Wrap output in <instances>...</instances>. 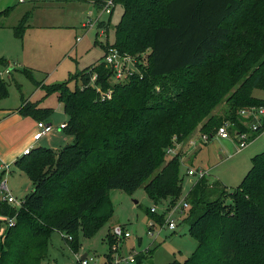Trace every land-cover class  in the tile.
Here are the masks:
<instances>
[{"label":"trees","instance_id":"1","mask_svg":"<svg viewBox=\"0 0 264 264\" xmlns=\"http://www.w3.org/2000/svg\"><path fill=\"white\" fill-rule=\"evenodd\" d=\"M79 1L98 9L105 2ZM113 1L122 14L114 43L106 45L145 57L146 67L138 64L139 74L110 83V69L98 61L66 81L42 85L63 104L62 130L72 141L58 149L33 147L16 161L33 189L18 209L0 199V264H41L55 230L77 251L78 230L93 236L111 217L110 189L143 185L154 202L168 198L169 206L177 204L184 146L194 135L210 139L225 120L246 129L239 112L264 105L252 93L264 90V0ZM29 16L13 27L16 37L22 38ZM7 65L0 57V70ZM93 72L102 90L112 89L109 99L90 85ZM6 94L0 76V99ZM221 103L223 115L213 114ZM18 112L40 121L52 111L22 97ZM184 200L182 221L196 246L184 260L166 264H264V150L251 157L231 191L219 180L201 178ZM149 213L158 224L166 219ZM109 236L111 251L115 237Z\"/></svg>","mask_w":264,"mask_h":264},{"label":"rangeland","instance_id":"2","mask_svg":"<svg viewBox=\"0 0 264 264\" xmlns=\"http://www.w3.org/2000/svg\"><path fill=\"white\" fill-rule=\"evenodd\" d=\"M9 6L12 9L4 13ZM26 12L30 14L28 26L22 38H18L14 36L13 26ZM121 14L120 5H116L111 14H106L91 3L79 0H0V57L9 61L2 69L1 78L7 85V94L0 99V109L15 111L23 97L40 107L49 108L52 112L47 119L54 116L56 121L61 122L65 117L63 104L58 101L56 93L46 95L42 85L66 81L76 72L102 61L104 46L115 41V25ZM88 18L92 21L98 19L104 25L82 27ZM137 63L146 67L147 59L142 57ZM24 69L30 71L31 77L23 72ZM69 86H74L73 79ZM252 93L264 99V90L254 89ZM225 110L226 104L221 103L214 107L212 113L220 116ZM196 137L194 135L192 144H186L185 152H182V192L177 203L184 200L190 185L196 180L195 176L187 174L189 167L207 170L206 180L210 184L218 179L231 191L251 167V148H264V136L246 145L240 152L236 151V140L214 135L203 142ZM173 153L168 155L172 156ZM0 180L6 182L10 193L16 198L24 197L33 188L27 176L12 165L7 168L3 165ZM108 195L113 212L97 232L89 237L79 229V247L75 252L65 242L62 233L56 230L51 232L47 257L41 264H80L84 253L92 257L96 264H166L174 259L184 260L195 249L196 240L188 233V225L182 221L186 208L180 211V207H177L173 211L176 204L169 206L168 198L154 202L143 185L129 191L110 189ZM150 208H154L158 214L163 213L165 217L170 215L176 224L175 229H168L164 219L161 225L154 222L150 229L149 224L154 221L149 215ZM115 224L123 225L130 236L113 238L114 244L109 251V233ZM135 258L140 262L137 263Z\"/></svg>","mask_w":264,"mask_h":264},{"label":"built area","instance_id":"3","mask_svg":"<svg viewBox=\"0 0 264 264\" xmlns=\"http://www.w3.org/2000/svg\"><path fill=\"white\" fill-rule=\"evenodd\" d=\"M113 8L114 1L105 0L100 10H102L106 14H111ZM99 22L100 20L98 19L92 21L90 18H88L83 22L82 27L86 28L95 24L98 25ZM138 59L140 58L137 55L122 52L118 48L110 44L106 45L102 56V63L105 65V67H108L110 69V77L108 78L110 83L124 82L128 80L132 75L136 73L139 74L140 70L137 63ZM5 71L7 72V70ZM96 78L97 74L96 72H93L90 77V85L95 88L101 99H109L112 95V89L108 88L106 90H102L100 88V85L95 83ZM239 114L243 119L242 125H244V128L246 129L239 130L234 127V124L232 122L225 120L218 126L215 133V135L221 139H229L231 137L236 138V141H238L237 151L243 149L254 138L258 136H264V105L247 107L245 109H242ZM63 126L64 124L61 125V127ZM37 128L38 132L34 136V139L36 141L41 139L45 134L49 133L52 130V126L50 124H46L41 120L37 121ZM201 138L203 142L209 140L206 135L202 136ZM31 149L32 148L30 147L26 148L24 150V154L29 153ZM169 152L172 153V150ZM7 167L8 166L5 165V168ZM186 172L188 175L195 176L196 179H206L208 174L207 170L194 167H189ZM0 199L2 201H5L6 203L11 204L16 209L20 208L24 202V197L16 198L10 193L6 182L3 180H0ZM177 207H180V211H182L183 209L188 207V203L185 200L181 201V203H177L173 211ZM150 209L151 211H155L154 208ZM173 211L168 213L171 214ZM169 216L170 215L166 216L165 223L168 229L174 230L176 224ZM13 219L14 217L9 219L8 225L13 224ZM153 225L154 221L150 222L149 228L152 229ZM111 234L117 239L130 236L129 231L125 230L124 226L121 224L113 225L111 227ZM89 262H92V264H96L94 262V259L92 257H89L88 255H86L85 258H81L79 263L89 264Z\"/></svg>","mask_w":264,"mask_h":264},{"label":"crops","instance_id":"4","mask_svg":"<svg viewBox=\"0 0 264 264\" xmlns=\"http://www.w3.org/2000/svg\"><path fill=\"white\" fill-rule=\"evenodd\" d=\"M2 69L3 68H1L0 70V76H2V72H3ZM38 106L40 107V105ZM18 108H16L15 111H8L5 110V108L0 109V173H2L3 165H7V166L12 165L18 168L16 165V161L24 155V150L26 148L29 147L33 148V146L36 147V146L44 145V147L58 149L70 143V141H72V137L66 135L62 130L63 127H61V125L66 123L67 120V116L65 113H64L65 117H63L61 122L56 121L54 116L48 119H42V120L40 119L46 124H50L52 126V130L49 133L45 134L41 139L36 141L34 139V136L38 132V128H37L38 118H34L31 116H22L18 112ZM41 108H46V107H41ZM28 118H30V121H27ZM260 137L262 136H258L254 138L248 144L252 143L254 140ZM230 139L236 140V138L233 137H231ZM251 149L252 150H250L249 153L252 157L253 155L259 153L261 149L264 148H261L260 150H253L252 147ZM32 187H33V183H32ZM84 254L88 255L87 253Z\"/></svg>","mask_w":264,"mask_h":264},{"label":"water","instance_id":"5","mask_svg":"<svg viewBox=\"0 0 264 264\" xmlns=\"http://www.w3.org/2000/svg\"><path fill=\"white\" fill-rule=\"evenodd\" d=\"M86 254L82 255L81 258H85Z\"/></svg>","mask_w":264,"mask_h":264}]
</instances>
